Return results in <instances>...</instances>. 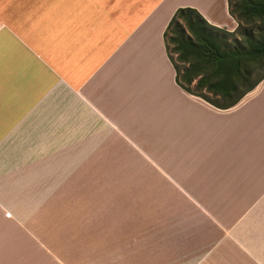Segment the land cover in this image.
<instances>
[{"label":"crops","instance_id":"obj_1","mask_svg":"<svg viewBox=\"0 0 264 264\" xmlns=\"http://www.w3.org/2000/svg\"><path fill=\"white\" fill-rule=\"evenodd\" d=\"M181 7L0 0V264H264V80L221 109L176 82Z\"/></svg>","mask_w":264,"mask_h":264},{"label":"trees","instance_id":"obj_2","mask_svg":"<svg viewBox=\"0 0 264 264\" xmlns=\"http://www.w3.org/2000/svg\"><path fill=\"white\" fill-rule=\"evenodd\" d=\"M229 5L239 22L235 31L181 7L164 33L176 82L221 109L235 106L264 80V0H229Z\"/></svg>","mask_w":264,"mask_h":264},{"label":"rangeland","instance_id":"obj_3","mask_svg":"<svg viewBox=\"0 0 264 264\" xmlns=\"http://www.w3.org/2000/svg\"><path fill=\"white\" fill-rule=\"evenodd\" d=\"M209 103V102H208Z\"/></svg>","mask_w":264,"mask_h":264}]
</instances>
